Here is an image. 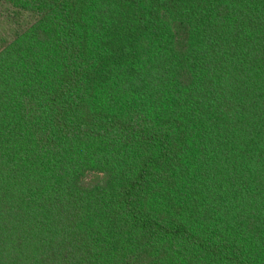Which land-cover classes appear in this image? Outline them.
I'll list each match as a JSON object with an SVG mask.
<instances>
[{
  "label": "trees",
  "instance_id": "1",
  "mask_svg": "<svg viewBox=\"0 0 264 264\" xmlns=\"http://www.w3.org/2000/svg\"><path fill=\"white\" fill-rule=\"evenodd\" d=\"M0 5V264H264V0Z\"/></svg>",
  "mask_w": 264,
  "mask_h": 264
},
{
  "label": "rangeland",
  "instance_id": "2",
  "mask_svg": "<svg viewBox=\"0 0 264 264\" xmlns=\"http://www.w3.org/2000/svg\"><path fill=\"white\" fill-rule=\"evenodd\" d=\"M28 15H17L6 5H0V39L12 38L13 31L29 22Z\"/></svg>",
  "mask_w": 264,
  "mask_h": 264
}]
</instances>
